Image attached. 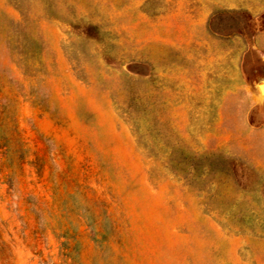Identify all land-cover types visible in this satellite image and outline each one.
Here are the masks:
<instances>
[{
  "label": "rangeland",
  "instance_id": "1",
  "mask_svg": "<svg viewBox=\"0 0 264 264\" xmlns=\"http://www.w3.org/2000/svg\"><path fill=\"white\" fill-rule=\"evenodd\" d=\"M215 1L161 45L135 0H0V264H264L262 103L189 86L264 0Z\"/></svg>",
  "mask_w": 264,
  "mask_h": 264
},
{
  "label": "crops",
  "instance_id": "2",
  "mask_svg": "<svg viewBox=\"0 0 264 264\" xmlns=\"http://www.w3.org/2000/svg\"><path fill=\"white\" fill-rule=\"evenodd\" d=\"M140 6L148 8V17L141 15V21H148L150 42L153 44H215L216 42L209 41L207 31L214 34V30L223 29L220 17L224 14L217 11L222 7L221 1L135 0L133 7L137 9ZM228 14L232 15L234 12ZM234 36L247 43L256 54L252 57L246 51L240 56L231 51L199 54L196 59L198 73L189 76V86H197V92L236 93L240 69L241 84L250 88L263 103L264 98L258 85L260 76L264 77V28L253 33L249 41L245 36ZM197 38L200 40H196ZM194 60L193 58L192 61ZM195 76L198 81H194Z\"/></svg>",
  "mask_w": 264,
  "mask_h": 264
},
{
  "label": "flooded vegetation",
  "instance_id": "3",
  "mask_svg": "<svg viewBox=\"0 0 264 264\" xmlns=\"http://www.w3.org/2000/svg\"><path fill=\"white\" fill-rule=\"evenodd\" d=\"M262 81V82H261ZM264 77L263 76H260L259 78V82H261L260 84L264 83ZM259 90V89H258ZM262 95V94H261ZM263 98H264V95H263ZM262 107H263V110H264V102L262 103Z\"/></svg>",
  "mask_w": 264,
  "mask_h": 264
},
{
  "label": "water",
  "instance_id": "4",
  "mask_svg": "<svg viewBox=\"0 0 264 264\" xmlns=\"http://www.w3.org/2000/svg\"><path fill=\"white\" fill-rule=\"evenodd\" d=\"M260 86H261V85L259 84L258 87L260 88Z\"/></svg>",
  "mask_w": 264,
  "mask_h": 264
},
{
  "label": "bare ground",
  "instance_id": "5",
  "mask_svg": "<svg viewBox=\"0 0 264 264\" xmlns=\"http://www.w3.org/2000/svg\"><path fill=\"white\" fill-rule=\"evenodd\" d=\"M263 87V86H262ZM264 88V87H263ZM262 90H264V89H262Z\"/></svg>",
  "mask_w": 264,
  "mask_h": 264
}]
</instances>
